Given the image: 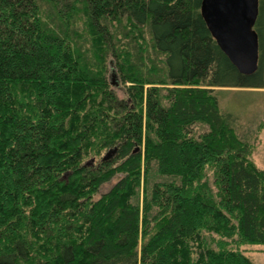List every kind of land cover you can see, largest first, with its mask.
<instances>
[{
  "label": "trees",
  "instance_id": "16d2710c",
  "mask_svg": "<svg viewBox=\"0 0 264 264\" xmlns=\"http://www.w3.org/2000/svg\"><path fill=\"white\" fill-rule=\"evenodd\" d=\"M201 4L0 0V264H256L264 171L217 95L264 89V0L251 76Z\"/></svg>",
  "mask_w": 264,
  "mask_h": 264
},
{
  "label": "water",
  "instance_id": "95a60500",
  "mask_svg": "<svg viewBox=\"0 0 264 264\" xmlns=\"http://www.w3.org/2000/svg\"><path fill=\"white\" fill-rule=\"evenodd\" d=\"M258 14L259 0H202L201 4V15L218 47L244 76L258 69L259 44L254 29ZM115 152L109 150L103 160Z\"/></svg>",
  "mask_w": 264,
  "mask_h": 264
},
{
  "label": "rangeland",
  "instance_id": "374dc122",
  "mask_svg": "<svg viewBox=\"0 0 264 264\" xmlns=\"http://www.w3.org/2000/svg\"><path fill=\"white\" fill-rule=\"evenodd\" d=\"M114 76L110 73L109 80L118 82L117 76ZM114 90L119 98L123 96L119 89ZM219 91H222L217 95L220 108L240 118L242 132L250 135L248 140L252 147L251 160L257 168L264 171V89H220ZM111 184L102 187L99 194L108 192ZM239 249L252 262L264 264V245L243 244Z\"/></svg>",
  "mask_w": 264,
  "mask_h": 264
}]
</instances>
